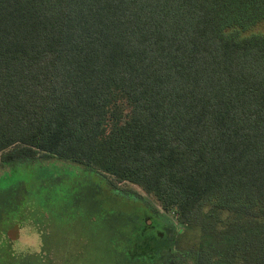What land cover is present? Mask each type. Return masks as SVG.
I'll list each match as a JSON object with an SVG mask.
<instances>
[{
	"label": "trees",
	"instance_id": "trees-1",
	"mask_svg": "<svg viewBox=\"0 0 264 264\" xmlns=\"http://www.w3.org/2000/svg\"><path fill=\"white\" fill-rule=\"evenodd\" d=\"M263 20L264 0H0V170L18 175L0 239L29 225L42 242L32 256L0 246V264H44L49 248L54 264L64 251L65 264H191L192 226L194 264H264V32L250 31ZM49 159L95 175L88 197L116 221L93 209L45 229L58 205L41 193L62 180ZM38 164L55 175L21 178ZM126 181L181 229L115 189Z\"/></svg>",
	"mask_w": 264,
	"mask_h": 264
},
{
	"label": "rangeland",
	"instance_id": "rangeland-1",
	"mask_svg": "<svg viewBox=\"0 0 264 264\" xmlns=\"http://www.w3.org/2000/svg\"><path fill=\"white\" fill-rule=\"evenodd\" d=\"M250 31L255 32H264V20L259 22L254 28H252ZM51 162L58 163L60 171L58 173H61V182L57 184L59 188V192L56 193L53 186L46 187L45 189L47 191L42 192V195H45L48 199V201L51 203V205H58L51 207L50 210H48V214H52V218L57 216L56 219H52V221H49L46 223L45 229H49L50 231H59L60 233L64 234V228L66 229V226L68 221L70 222L76 215H79L81 217V220L85 222V219H89L90 222L92 221L93 216L88 215L89 211L91 212L93 209H99L101 215L104 216H111V222L114 223L116 221V216L118 215L116 212V208L112 205L110 201L104 200V198L100 199V204L96 201L98 198H94L91 201V198L88 197L91 191L90 183L93 181H99V179L95 175H91L87 172H83L84 175H79L76 172V169L79 170L78 166L64 162V161H58L55 159H49V161L43 162L44 164H50ZM44 165H36L34 169H27V170H21L22 175L21 178H28L30 179V182L32 181V177L36 175V172L39 170H42ZM76 167V168H75ZM72 168V169H71ZM75 168V170H74ZM10 169L9 166L3 167V169L0 170V201L3 199V195H6V193H10L13 190V194H16V178L17 174H15L12 171H9V173L4 172V170ZM12 172V173H11ZM43 174V177H47L50 175H55L53 172L50 171H44L40 172ZM35 174V175H34ZM36 177L34 179V183L36 182ZM49 180V179H48ZM92 181V182H91ZM29 182V183H30ZM50 183V182H49ZM111 187H113L110 184ZM29 190L31 189V183L28 184ZM119 189L120 191L124 192H131L136 193V197L138 199L142 198L145 202L150 203V205H153V207H157L162 213H164L167 217V219L173 220V223L176 225V229H181V226L177 222V218L172 213H167L158 203L156 198L153 195H150L146 193L140 186L132 184L130 182H116L115 189ZM134 193V194H135ZM60 196H59V195ZM61 196H66V200H61ZM119 198L122 199V208L119 211L120 213L127 216L128 211L125 205H130V199L124 194H119ZM142 200V201H143ZM89 204H88V203ZM129 202V204H128ZM114 203V202H113ZM31 204V203H30ZM139 204V203H138ZM88 205H93V207H88ZM142 205V206H141ZM140 207L144 208V205L141 203ZM59 208V209H57ZM91 208V209H90ZM61 209V211H60ZM73 210H76L72 212ZM146 211L145 208L143 212ZM11 216L9 217L10 220H14L15 217L18 215L17 211H14L13 213L10 212ZM61 214V215H60ZM90 214V213H89ZM51 220V219H50ZM55 221V223L53 222ZM100 222V221H98ZM110 222V223H111ZM14 225V222L10 223H3V225H0V230L4 228L5 225ZM85 231V229H83ZM85 233V232H84ZM70 235V234H69ZM201 235L200 228L197 226L190 227L189 230H187L182 238L180 240V246L181 249L189 250L191 257L189 258V262L191 264L195 263V259L193 257V249L197 248V242ZM12 238V240H11ZM11 238L9 236H4L0 239V246L5 251L12 245L13 252H15V255L21 254L20 256L24 255H35L36 253L41 252V238L39 234L36 232V230L31 226H25L19 230L12 231L11 232ZM74 237L69 236L64 241L63 244L67 247L69 246H82L81 243H77L78 241H73ZM13 241V243H12ZM77 243V245L75 244ZM88 243V242H86ZM64 248V247H63ZM85 248V245L79 249V251H83ZM68 252H72L74 254L75 251H77L76 247H70L68 248ZM54 248H49L45 254H48V258L45 259L44 264H54L55 261L51 260L52 256L54 257L57 255L54 253ZM192 251V252H191ZM65 252V251H64ZM64 252L59 255L57 263L60 262V264H65V257H63ZM3 257H5L3 255Z\"/></svg>",
	"mask_w": 264,
	"mask_h": 264
}]
</instances>
